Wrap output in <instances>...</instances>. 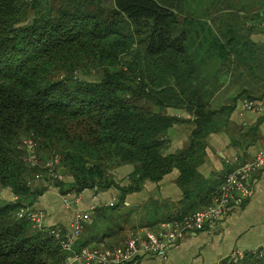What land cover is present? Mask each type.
Instances as JSON below:
<instances>
[{"label":"trees","instance_id":"1","mask_svg":"<svg viewBox=\"0 0 264 264\" xmlns=\"http://www.w3.org/2000/svg\"><path fill=\"white\" fill-rule=\"evenodd\" d=\"M242 97L264 99V0H0V188L17 197L0 199V264L65 257L18 215L46 189L30 183L39 168L23 139L41 160L60 155L57 172L72 178L55 180L63 194L114 186L122 204L175 167L189 178L183 163L200 158L218 116ZM169 108L187 111L192 129L189 146L168 154L181 121ZM126 164L134 171L121 185L113 172Z\"/></svg>","mask_w":264,"mask_h":264},{"label":"crops","instance_id":"2","mask_svg":"<svg viewBox=\"0 0 264 264\" xmlns=\"http://www.w3.org/2000/svg\"><path fill=\"white\" fill-rule=\"evenodd\" d=\"M229 94L219 101H228ZM243 100L218 116L217 129L206 137L200 158H187L183 163L194 167L189 178L183 179L182 169L175 167L160 181L147 180L140 189L127 192L122 204L121 192L114 186L63 194L68 186L62 189L57 181L43 180L35 185L46 189L31 206L44 211L46 227L68 231L77 212H90L76 248L122 245L133 228L154 227L176 215L199 210L213 202L227 171L264 147V109H247ZM168 113L181 118L168 132L169 154L189 146L192 125L185 120L191 117L187 111L169 108ZM133 171L134 166L126 164L117 167L113 175L116 182L127 185ZM61 179L65 183L72 180L67 175ZM251 183V194L244 204L233 206L214 226L188 233L165 258L150 255L128 264H221L235 250L264 245V169L252 175ZM16 198L10 188L0 189V199L11 202Z\"/></svg>","mask_w":264,"mask_h":264},{"label":"built area","instance_id":"3","mask_svg":"<svg viewBox=\"0 0 264 264\" xmlns=\"http://www.w3.org/2000/svg\"><path fill=\"white\" fill-rule=\"evenodd\" d=\"M243 104L250 110L261 111L264 109V99H244ZM23 148L27 152L26 160L31 167L40 168L42 166L48 170L49 178L59 179L61 177L60 173L56 171L57 165H60L59 154L51 156L50 159L42 163L37 151V144L33 139H25ZM260 169H264V147L254 156L239 162L224 174L222 184L213 202L199 210L176 215L154 227L133 228L128 231L127 239L122 245L106 246L101 244L76 248L78 236L89 220L90 212H77L69 231L60 227H46L43 210L21 207L18 214L26 216L34 228L44 229L60 242L65 252V257L60 264H128L150 255L165 258L169 249L177 247L188 233L214 226L228 214L233 206H242L251 194V177ZM42 178L40 173L35 175V179ZM247 252H253L259 257L264 256V245L246 251H233L227 259V264H236L243 259Z\"/></svg>","mask_w":264,"mask_h":264},{"label":"rangeland","instance_id":"4","mask_svg":"<svg viewBox=\"0 0 264 264\" xmlns=\"http://www.w3.org/2000/svg\"><path fill=\"white\" fill-rule=\"evenodd\" d=\"M91 77H92V78H95L96 76H95V75H92ZM25 139H27V138H25ZM25 139H23V142H24ZM23 142H22L21 147H23ZM23 149H24V148H23ZM26 156H27V155H26ZM52 156H53V155H52ZM50 157H51V156H50ZM50 157H47L46 160H41V159H40V161H41L42 163H44L45 161H47L48 159H50ZM58 170H59V165H57V167H56V171H58ZM37 173L42 174L43 178H42V179H35V175H36ZM60 175H61V177L59 178V180H62L61 178H62L63 175H62V174H60ZM50 178H51V179H50ZM50 178H49V176H48V170L44 169V168L41 166V167L39 168V170L36 171V173L33 175V177H32V179H31L30 183L35 185L38 181L40 182V181H43V180H48V181L51 183V182H53V181L56 180V179H53V177H50ZM30 183H29V184H30ZM36 186H37V185H36ZM0 189H1V188H0ZM16 200H17V198H16ZM26 207L33 208L32 206H26ZM33 209H34V208H33ZM18 212H19V211H18ZM18 215H19V214H18ZM225 261H226V260H224L223 263H221V264H224ZM239 261H240V260H239ZM239 261H238V262H239ZM238 262H237V263H238ZM237 263H236V264H237ZM226 264H227V262H226Z\"/></svg>","mask_w":264,"mask_h":264}]
</instances>
